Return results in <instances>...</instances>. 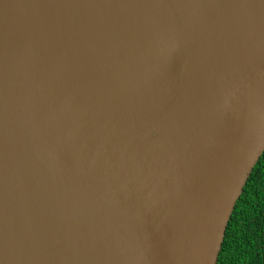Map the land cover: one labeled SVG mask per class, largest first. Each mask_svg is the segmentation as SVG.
Listing matches in <instances>:
<instances>
[{"label": "water", "instance_id": "obj_1", "mask_svg": "<svg viewBox=\"0 0 264 264\" xmlns=\"http://www.w3.org/2000/svg\"><path fill=\"white\" fill-rule=\"evenodd\" d=\"M264 152V0H0V264H217Z\"/></svg>", "mask_w": 264, "mask_h": 264}, {"label": "trees", "instance_id": "obj_2", "mask_svg": "<svg viewBox=\"0 0 264 264\" xmlns=\"http://www.w3.org/2000/svg\"><path fill=\"white\" fill-rule=\"evenodd\" d=\"M217 264H264V152L236 204Z\"/></svg>", "mask_w": 264, "mask_h": 264}]
</instances>
